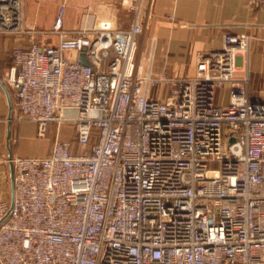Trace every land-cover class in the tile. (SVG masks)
I'll return each instance as SVG.
<instances>
[{"label": "built area", "instance_id": "1", "mask_svg": "<svg viewBox=\"0 0 264 264\" xmlns=\"http://www.w3.org/2000/svg\"><path fill=\"white\" fill-rule=\"evenodd\" d=\"M24 1L0 0V34L29 31ZM64 10L57 44L13 49L16 120L56 135L48 154L13 155L0 264H264V100L249 89L251 35L226 31L222 47L172 75L144 73L138 12L128 28L104 20L68 36ZM8 178L0 152V219Z\"/></svg>", "mask_w": 264, "mask_h": 264}, {"label": "crops", "instance_id": "2", "mask_svg": "<svg viewBox=\"0 0 264 264\" xmlns=\"http://www.w3.org/2000/svg\"><path fill=\"white\" fill-rule=\"evenodd\" d=\"M135 4V0L24 1L25 27L29 31L23 35L0 34V80L9 91L13 105V152L16 149L17 152L25 149L29 151L27 154L18 155H45L44 153L51 152L53 146L51 143L38 145L33 142V139H36L33 135H38L36 122L16 120L18 110L15 105V91L6 82L14 65L15 46L33 41L57 44L61 34L53 27L62 5H65L62 30L67 32L68 36H73L77 31L96 27L104 20L111 21L117 29L130 27L138 12L134 9ZM138 13L139 19L145 24V30L139 37L141 47L138 54L144 58L150 56L155 67L169 71L180 63L195 60L200 51L222 47L226 31L250 34L252 41L249 51V89L253 97L264 100L263 9L250 5L247 0H141ZM171 13L175 14V19H171ZM8 120V96L0 82V152L5 154L8 151ZM51 129H54L55 137V125L50 126L49 132ZM16 135L19 136V144L16 143ZM61 136L73 137L72 130L63 127ZM30 140L32 144L27 145L28 149L21 145L23 141ZM1 190L4 191V187Z\"/></svg>", "mask_w": 264, "mask_h": 264}, {"label": "rangeland", "instance_id": "3", "mask_svg": "<svg viewBox=\"0 0 264 264\" xmlns=\"http://www.w3.org/2000/svg\"><path fill=\"white\" fill-rule=\"evenodd\" d=\"M138 44H139V46H138V49H137L135 58H136V61L139 62L140 65H142V69H143V72L144 73H146L147 70L152 69V71L154 72V74L164 73L165 75L170 76V75H172L174 73L176 67H178V66H185V65H188V64L193 63L195 61V60H193L191 62L180 63V64L176 65L175 67H173V69L171 71L167 70L166 68H157L153 64H151V65L149 64L150 56H148V58H144V57H142V56H140L138 54L139 53V50H140V47H141V41L140 40H139V43ZM155 88H154V90H155ZM221 93H222L223 97L226 96L225 95V90H221ZM53 135H54V129L53 130L51 129V132H49V134H47L46 136H38L37 134H35V135H33V137H35L37 140L36 139H33V142L36 143V144H38V145H40V143L43 144L44 142L53 144V140H54ZM18 137L19 136L16 135V140H17L16 143L17 144H19V138ZM24 143H27V144L24 145ZM28 144H32L31 143V140H30V142L23 141L21 145H23L24 148L28 149V146H27ZM41 151H42V149H41ZM28 152L29 151H26L25 149L22 152L21 151H18L17 152V149H16V151H14L13 153L14 154H17V155H18V153H24V155H25ZM44 154H48V153H44ZM3 187H4V192L7 195V197L8 198H11V187H10V180H9V178H8V180H5L4 181Z\"/></svg>", "mask_w": 264, "mask_h": 264}, {"label": "water", "instance_id": "4", "mask_svg": "<svg viewBox=\"0 0 264 264\" xmlns=\"http://www.w3.org/2000/svg\"><path fill=\"white\" fill-rule=\"evenodd\" d=\"M80 61L82 63H89V61H87V59L83 56ZM2 86L4 87L7 96H8V101H9V120H8V132H7V143H8V151L6 153L7 155V159H8V167H9V180H10V187H11V206L10 209L8 211V213L0 219V224L10 215L12 209H13V205H14V195H15V189H14V170H13V162H12V158H13V151L11 148V140H12V120H13V105H12V101L10 98V94L9 91L7 90L4 82L2 80H0Z\"/></svg>", "mask_w": 264, "mask_h": 264}]
</instances>
